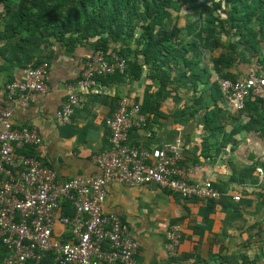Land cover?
I'll list each match as a JSON object with an SVG mask.
<instances>
[{
    "label": "crops",
    "instance_id": "crops-1",
    "mask_svg": "<svg viewBox=\"0 0 264 264\" xmlns=\"http://www.w3.org/2000/svg\"><path fill=\"white\" fill-rule=\"evenodd\" d=\"M7 10L13 14L15 7L7 9L0 4V104L12 108L16 127L39 131L42 144L29 150L57 172L59 185L100 173L95 157L110 148L106 120L126 100L129 111L139 105L147 118L145 127L131 131L129 145L146 150L177 146L182 157L178 168L196 167L190 180L201 183L211 177L220 192L219 200L205 204L156 185L108 184L104 210L120 216L129 226L139 244L137 264H264V165L251 174L255 163H264V137L242 131L255 106L250 104L238 112L226 99V103L219 100L224 113L214 131L204 128L205 111L191 116L201 96L204 104L214 105L211 85L218 78L217 53L215 58L203 57L209 85L194 89L182 82L161 88L159 80L150 78L151 68H143L139 79L132 77L129 69L124 75L107 76L80 90L72 122L58 126L55 115L67 103L66 86L81 79L83 61L92 57L93 46L82 44L67 52L53 38L42 37L33 28L28 32L25 27L12 36L14 20ZM38 60L50 63L48 92L35 93L27 106L22 105L21 94L10 100L6 86L24 81L28 65ZM257 70L256 59L249 55L242 56L229 71L243 79ZM150 106L151 113L147 112ZM172 224L181 225L183 231L175 258L166 249V232ZM54 236L68 240L69 229L57 222ZM2 246L0 261L5 254Z\"/></svg>",
    "mask_w": 264,
    "mask_h": 264
},
{
    "label": "built area",
    "instance_id": "built-area-1",
    "mask_svg": "<svg viewBox=\"0 0 264 264\" xmlns=\"http://www.w3.org/2000/svg\"><path fill=\"white\" fill-rule=\"evenodd\" d=\"M83 66L81 79L66 86L67 103L55 115L58 126L72 122L80 90L94 86L98 77L124 74L127 61L116 53L107 57L96 50ZM49 71L48 61L29 64L24 81L6 86L8 98L21 94L22 105H29L35 93L48 92ZM217 83L235 111H245L252 100L264 102V65L243 79L218 77ZM146 123L141 107L135 105L129 111L128 102L123 100L106 120L110 148L95 157L100 173L59 185L55 170L22 152L42 144L39 131L16 127L12 108L0 104V242L7 250L3 264H42L47 255L55 264H137L139 244L129 226L120 216L104 210L110 183L156 185L205 204L219 200L220 192L211 177L192 182L196 167L178 168L182 157L177 146L146 150L128 144L131 131ZM64 203L74 209V216L62 213ZM57 222L69 229L68 240L54 236ZM182 233L179 224L168 228L166 249L170 257L178 256Z\"/></svg>",
    "mask_w": 264,
    "mask_h": 264
},
{
    "label": "trees",
    "instance_id": "trees-1",
    "mask_svg": "<svg viewBox=\"0 0 264 264\" xmlns=\"http://www.w3.org/2000/svg\"><path fill=\"white\" fill-rule=\"evenodd\" d=\"M0 4L15 7L13 14L7 10L14 20L12 36L21 34L24 27L28 32L33 28L67 52L89 44L94 52L102 50L107 57L116 53L127 61L125 73L130 69L132 77L139 79L143 68H151L150 78L159 80L161 88L182 82L194 89L209 85L203 57L215 58L216 53L215 72L220 78L238 80L229 70L242 56H252L258 67L264 65V0H0ZM211 92L214 105L204 104L201 96L191 116L205 111L204 128L214 131L224 113L218 102L225 97L217 82L211 85ZM250 104L255 106L254 115H249L242 131L264 137V102L252 100ZM151 110L150 106L147 112ZM32 151L26 148L22 152L38 159ZM260 165L264 163H255L251 174ZM62 210L66 216L75 215L69 203ZM2 248L5 254L0 264L7 254ZM52 261L45 256L42 264H55Z\"/></svg>",
    "mask_w": 264,
    "mask_h": 264
}]
</instances>
